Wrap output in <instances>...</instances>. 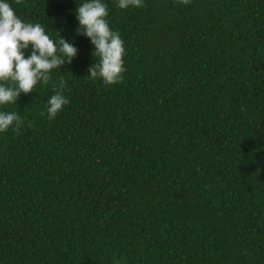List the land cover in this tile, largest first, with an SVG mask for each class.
<instances>
[{
	"label": "trees",
	"instance_id": "16d2710c",
	"mask_svg": "<svg viewBox=\"0 0 264 264\" xmlns=\"http://www.w3.org/2000/svg\"><path fill=\"white\" fill-rule=\"evenodd\" d=\"M0 264H264V0H0Z\"/></svg>",
	"mask_w": 264,
	"mask_h": 264
}]
</instances>
